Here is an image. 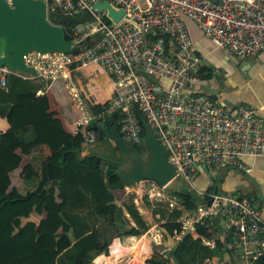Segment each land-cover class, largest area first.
<instances>
[{"label":"built area","instance_id":"2783aa9c","mask_svg":"<svg viewBox=\"0 0 264 264\" xmlns=\"http://www.w3.org/2000/svg\"><path fill=\"white\" fill-rule=\"evenodd\" d=\"M44 1L46 18L52 23V10L67 17L87 11L92 20L63 26L73 44L69 51L26 53L23 60L35 71L29 78L36 83L66 84L80 106L76 125L82 127L94 113L87 111L75 91L73 72L96 64L112 85L109 101L99 114L101 120L116 112L118 132L138 145L144 143L139 119L144 116L175 170L163 185L142 179L123 186L129 195L122 203L131 201L138 210L147 206V212L154 211L162 223L178 213L171 220L179 223V230L170 234L164 228H152L147 232L150 250L152 244L174 249L189 234L201 237L208 248L218 249L202 264H253L264 254V208L251 196L219 189L218 183L213 188L217 171L233 165L249 175L252 164L241 158L264 157V121L247 104H239L231 113L218 99L199 91L207 54L196 46L188 20L227 55L239 60L256 58L264 50V0H106L115 10H123L116 21L106 8H94L104 0ZM12 71L0 67V89L6 88ZM97 139L96 131L86 130V149ZM199 174L206 178L204 188L197 183ZM191 195L200 202L190 209L182 198ZM122 203L116 204L123 208ZM203 227L208 236L202 234ZM229 252L237 253L238 261Z\"/></svg>","mask_w":264,"mask_h":264},{"label":"trees","instance_id":"16d2710c","mask_svg":"<svg viewBox=\"0 0 264 264\" xmlns=\"http://www.w3.org/2000/svg\"><path fill=\"white\" fill-rule=\"evenodd\" d=\"M201 73L203 80L214 74L208 66ZM29 77L23 72L11 73L6 88L0 89V112L9 124L0 133V264H94L98 255H103L104 264H117L125 255L117 251L116 242L111 240L120 235L140 236L148 229V223L131 201L123 202V208L115 203V190L123 188L124 183L114 174H105V161L94 156L80 159L73 151L61 163L60 178L43 179L35 191L26 194L10 187V172L20 165L21 154H28L41 144L58 153L73 139V134L50 109L48 97L36 94L37 83ZM118 119L117 114L116 128ZM15 146L20 153L13 149ZM23 172H31V167H24ZM183 192L188 193L187 187ZM182 200L190 209L200 202L192 195ZM32 212L44 213V217L38 223L23 222ZM177 214L174 212L171 219ZM171 219L162 224L170 234L180 228ZM202 234L209 235L207 228L203 227ZM217 250L208 248L201 237L187 234L168 251L167 257L174 264H202ZM144 259L136 258L127 264H146ZM147 262L167 261L152 255ZM253 264H264V254Z\"/></svg>","mask_w":264,"mask_h":264},{"label":"crops","instance_id":"0c3cea01","mask_svg":"<svg viewBox=\"0 0 264 264\" xmlns=\"http://www.w3.org/2000/svg\"><path fill=\"white\" fill-rule=\"evenodd\" d=\"M188 25L196 46L200 51L207 54L206 66L215 72L212 74L211 79H202L201 81H209L214 87L218 88L214 94L219 93L224 97V107L231 113L235 112L239 104H247L253 107L264 121V50L256 58L239 60L215 48L214 44L203 35L193 22L188 20ZM12 73L19 75L20 71H12ZM73 76V84L76 87L75 91H79L87 111L94 113L96 110L95 105H103L109 101L112 94L111 80L108 74L99 66L96 64H89L85 67L78 68L73 72ZM36 85L37 92H39L38 95H46L48 97L50 109L56 112L57 117L61 119L65 128L73 134V139L70 143H65L58 150V153L51 152L48 146L41 144L32 148L28 154H21L22 159L20 165L10 172V187L16 188L21 194L35 191L38 183L43 179L52 181L60 178L61 163L69 157L71 152H76L78 149L80 151V157L84 158L94 152L83 151L82 148H85L84 146L80 148L73 146L74 141L83 142V135L86 130L90 129V126L87 124L82 127H77L76 121L80 116V106L72 100V90L61 82H54L51 84L38 82ZM199 91L203 92L201 85ZM211 97L216 99L215 95ZM96 116H99L98 113H94L93 117ZM8 128L9 124L4 115L0 112V133L5 132ZM111 144L113 146L112 142ZM142 145L145 149L144 143H141L140 146H133L141 151L140 147ZM13 149L20 153V149L17 146L13 147ZM103 152L100 151L96 153L101 154ZM145 156L148 155L146 154ZM241 161L248 165L252 164V171L249 175L243 171L241 176L238 175L239 179H241L243 175L247 177L243 182V191L224 184L219 188V181L218 188L230 189L242 196L252 195L255 186L249 179V176H251L260 184L264 194V157L252 159L244 156L241 158ZM26 166L31 167V172H23V168ZM197 179L200 188H204L203 186L207 184L206 178L202 174H199ZM259 206L264 208V203ZM43 217L44 213L38 214L32 212L28 218H23L22 221L31 220L38 223ZM218 222L219 224L223 223L220 220ZM129 237L135 236L131 235ZM122 241H124V237ZM101 257L102 255L98 259ZM170 261L172 260L170 259Z\"/></svg>","mask_w":264,"mask_h":264},{"label":"water","instance_id":"95a60500","mask_svg":"<svg viewBox=\"0 0 264 264\" xmlns=\"http://www.w3.org/2000/svg\"><path fill=\"white\" fill-rule=\"evenodd\" d=\"M94 8H106L115 21L123 14V10H115L106 0L95 3ZM50 15L54 23L46 18L44 0H10V3L0 0V67L7 66L13 71L35 74L34 69L28 67L23 60L26 53L67 52L73 44L67 39L63 26H76L92 20L87 11L82 12L79 17L59 16L55 10H52ZM96 111L99 115L102 108L97 107ZM116 116L117 113L114 112L105 121H101L99 116L89 120L90 129L96 131L101 139L108 138L113 146L104 154L90 153L88 157L94 156L105 161V174L116 175L122 183H133L142 179H152L160 185L169 182L174 177L175 170L167 162L166 150L151 132L144 116L140 115L139 119L143 126L144 144L148 154L146 163L140 150L124 140L116 129ZM76 154L80 159H84L80 157L78 149ZM125 164L128 169L123 171L120 167ZM228 168L235 166L230 165L217 171L213 191L216 190L220 173ZM249 179L255 186L251 197L261 205L264 203L262 188L254 178L249 176ZM105 181L108 183V178ZM123 237L120 235L118 239L123 240Z\"/></svg>","mask_w":264,"mask_h":264},{"label":"rangeland","instance_id":"374dc122","mask_svg":"<svg viewBox=\"0 0 264 264\" xmlns=\"http://www.w3.org/2000/svg\"><path fill=\"white\" fill-rule=\"evenodd\" d=\"M246 60V59H245ZM200 85L202 87V90L204 93H207L211 96H216V99L219 100V102L223 105L224 104V97L221 96L219 93L214 94L218 88L214 87L209 81H201ZM226 100V98H225ZM82 143V144H81ZM107 145V148H106ZM140 146V144H138ZM73 146H77V148H80L81 146H84L86 148V145L84 142L81 141H74L73 142ZM82 148L83 151H87V152H92V153H96V152H100V151H104L102 154H104L105 152H108L111 148H112V144L111 141L108 140V138H102V139H97L94 143L93 147L90 148ZM141 148V155H142V159L143 161L146 163L148 156H145L147 154L146 149L143 148V145L140 147ZM148 155V154H147ZM50 165V164H49ZM121 170L126 171L128 169V165L125 164L123 166L120 167ZM241 173H243L240 168L237 166L235 168H228L225 171H222L220 173V178H219V188L221 187L222 184L224 185H228L230 187H235L236 189L238 188L240 191H243V186H244V181L247 179V177H245L243 175V177L241 179L238 178V175L241 176ZM185 188V187H183ZM237 190V191H239ZM129 194H127L125 192V190L122 188L121 190L118 191V193L116 194V200L115 202L118 205H121L122 201L125 200V198L128 196ZM139 207V212L142 214L143 218L146 220V222L148 223V229L141 234L140 236H135V237H129V236H124V241L118 239L117 241H115L116 243H119V246L117 245V251L119 249L120 252L124 253L126 256L123 257L117 264H127L130 260L136 259L133 258L135 256H132V254L137 255V257L139 258H143L145 255L144 253L147 250L148 242H147V236L149 234H147V232H149L152 228L156 231H159L161 228H164L162 226V222H160V220L156 217L155 212L151 211L149 209L150 212H147V210L145 208H147V206H138ZM141 209V211H140ZM161 216H162V212H160ZM119 236L114 237L118 238ZM113 239L111 240V243L113 241ZM114 242V243H115ZM167 247L163 246H157L152 244V250L151 253L146 255L144 261L146 264H150L147 262V259L151 258L152 255H156L158 256V258L162 259L165 257H167V253H168V249H166ZM118 251V252H119ZM109 252V248L107 253ZM119 252V253H120ZM231 257L234 258V260L238 261V256L237 253L235 252H229ZM144 255V256H143ZM101 255H98L94 261V264H103L104 263V257L102 255V257L100 259H98ZM166 260V259H165ZM165 264H174L172 263V261H167Z\"/></svg>","mask_w":264,"mask_h":264},{"label":"bare ground","instance_id":"6f19581e","mask_svg":"<svg viewBox=\"0 0 264 264\" xmlns=\"http://www.w3.org/2000/svg\"><path fill=\"white\" fill-rule=\"evenodd\" d=\"M118 240V238H115V239H113V242H115V241H117ZM117 245H119V243H116ZM149 251H150V248H149V246L147 247V250H146V252L144 253V257L143 258H145L146 257V255L149 253ZM120 253H122V252H120ZM122 254H124V253H122ZM125 255V254H124ZM126 256V255H125ZM132 256H135L137 259L139 258V257H137V255H134V254H132ZM135 257H133V258H135Z\"/></svg>","mask_w":264,"mask_h":264},{"label":"flooded vegetation","instance_id":"af4514ba","mask_svg":"<svg viewBox=\"0 0 264 264\" xmlns=\"http://www.w3.org/2000/svg\"><path fill=\"white\" fill-rule=\"evenodd\" d=\"M130 143V142H129ZM130 144H132V143H130ZM132 145H135V144H132Z\"/></svg>","mask_w":264,"mask_h":264}]
</instances>
